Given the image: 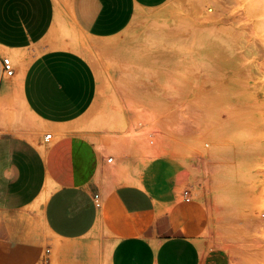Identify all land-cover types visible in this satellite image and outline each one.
<instances>
[{"label": "rangeland", "instance_id": "374dc122", "mask_svg": "<svg viewBox=\"0 0 264 264\" xmlns=\"http://www.w3.org/2000/svg\"><path fill=\"white\" fill-rule=\"evenodd\" d=\"M61 28L95 72V101L70 129L113 158L105 179L134 181L148 165L153 181V164L168 159L178 201L201 213L202 261L264 264V0H167L109 38ZM12 130L50 133L17 84L0 91V134ZM51 253L40 264H55Z\"/></svg>", "mask_w": 264, "mask_h": 264}, {"label": "crops", "instance_id": "0c3cea01", "mask_svg": "<svg viewBox=\"0 0 264 264\" xmlns=\"http://www.w3.org/2000/svg\"><path fill=\"white\" fill-rule=\"evenodd\" d=\"M166 1L69 0L60 10L55 0H0V49L14 63L0 91L17 84L27 112L51 134H0V264L49 262L52 251L55 264H205L196 241L201 213L178 201V167L158 160L153 181L147 165L134 181L111 182L113 158L70 129L95 101L97 80L56 30L68 24L109 38L138 10Z\"/></svg>", "mask_w": 264, "mask_h": 264}, {"label": "built area", "instance_id": "2783aa9c", "mask_svg": "<svg viewBox=\"0 0 264 264\" xmlns=\"http://www.w3.org/2000/svg\"><path fill=\"white\" fill-rule=\"evenodd\" d=\"M1 65H2V71L4 72V74L8 77H11L13 76V72H14V66H13V62L10 58H3L2 59V62H1ZM44 139L45 140H49L51 139V134L48 133L44 136ZM111 157L108 158V161H111ZM97 197V196H96ZM96 205H99L98 203H96Z\"/></svg>", "mask_w": 264, "mask_h": 264}, {"label": "bare ground", "instance_id": "6f19581e", "mask_svg": "<svg viewBox=\"0 0 264 264\" xmlns=\"http://www.w3.org/2000/svg\"><path fill=\"white\" fill-rule=\"evenodd\" d=\"M55 2H56V5H57V4L59 5V3H58L57 0H55ZM58 13H59V11H58ZM58 16H59V15H58ZM223 46H225V44L221 41V44H220V46H219L218 48H220V47L223 48ZM78 47H79V46H78ZM71 48H72V49H75L76 47L71 46ZM86 113H87V112H86ZM23 132H25V131H23ZM27 132H28V131H27ZM20 133H22V132H20ZM22 134H23V133H22ZM45 195H46V193L43 194V198H44ZM43 198H41V199H39L38 201H36V203H37V204H38V203H41Z\"/></svg>", "mask_w": 264, "mask_h": 264}]
</instances>
